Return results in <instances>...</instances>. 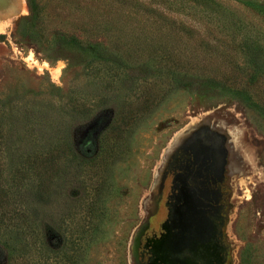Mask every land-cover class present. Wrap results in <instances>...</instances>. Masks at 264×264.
Masks as SVG:
<instances>
[{"label":"rangeland","instance_id":"1","mask_svg":"<svg viewBox=\"0 0 264 264\" xmlns=\"http://www.w3.org/2000/svg\"><path fill=\"white\" fill-rule=\"evenodd\" d=\"M31 4L0 0V264H264V0Z\"/></svg>","mask_w":264,"mask_h":264},{"label":"trees","instance_id":"2","mask_svg":"<svg viewBox=\"0 0 264 264\" xmlns=\"http://www.w3.org/2000/svg\"><path fill=\"white\" fill-rule=\"evenodd\" d=\"M28 8H29V11H30V14H31V16L33 17L34 15H33V6H32V4H31V0H28ZM31 17V18H32Z\"/></svg>","mask_w":264,"mask_h":264}]
</instances>
